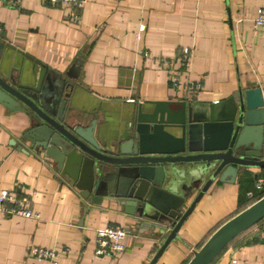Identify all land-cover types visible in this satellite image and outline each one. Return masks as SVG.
Masks as SVG:
<instances>
[{"label":"crops","instance_id":"0c3cea01","mask_svg":"<svg viewBox=\"0 0 264 264\" xmlns=\"http://www.w3.org/2000/svg\"><path fill=\"white\" fill-rule=\"evenodd\" d=\"M262 2L82 0L71 9L48 0H0V72L34 84L44 64L56 74L43 78L50 95L58 91L54 107L68 93L66 118L82 125L95 119V137L108 148L128 136L138 106L220 101L252 86L264 98V31L254 26ZM29 124L27 112L0 103V190L27 198L38 214L0 211V264H49L34 260V244L63 250L56 264H148L170 221L126 212L115 200L93 204L50 158L29 147L22 136ZM260 170L213 182L153 264H185L217 226L252 202L248 192L259 194L254 173ZM178 178L181 188L172 192L184 196L181 213L204 180L195 185L186 175ZM115 224L129 229L124 248L95 254V229ZM210 264H264V218Z\"/></svg>","mask_w":264,"mask_h":264},{"label":"water","instance_id":"95a60500","mask_svg":"<svg viewBox=\"0 0 264 264\" xmlns=\"http://www.w3.org/2000/svg\"><path fill=\"white\" fill-rule=\"evenodd\" d=\"M44 76L50 80L56 74L39 64L35 83L23 84L0 72V103L28 113L23 139L93 204L115 200L126 212L170 221L171 230L148 264L177 236L213 182H234L240 170L264 167V98L258 86L220 101H161L148 110L138 106L128 136L107 148L95 137V119L82 125L66 118L68 93L54 107L58 91L49 94ZM170 104L179 107L172 110ZM185 175L195 185L204 181L180 213L184 196L172 191L181 188L178 177ZM161 194L169 200H159ZM263 218L264 195L217 226L185 264H210L233 238Z\"/></svg>","mask_w":264,"mask_h":264},{"label":"built area","instance_id":"2783aa9c","mask_svg":"<svg viewBox=\"0 0 264 264\" xmlns=\"http://www.w3.org/2000/svg\"><path fill=\"white\" fill-rule=\"evenodd\" d=\"M12 4H18L19 0H10ZM53 5H58L62 7H67L74 9L75 7H80L82 5V0H48ZM75 18L76 14L74 15ZM254 26L259 30L264 31V0L262 5L259 7L256 16L254 17ZM144 26L140 25V29ZM183 55L187 57L190 51L184 49ZM175 83V80H173ZM199 86V84H196ZM260 174L256 176L255 188L261 194L256 197L253 192H248V198L253 202L254 200L260 198L264 195V167L261 168ZM0 211L7 214H18L28 217H38V214L34 212L29 205L27 198H17L14 193L7 189L0 190ZM129 233L128 228H124L120 225H106L95 229V254H104L106 252H118L124 248L123 239ZM32 257L38 263L43 260H48L49 264H56V259L63 250H58L53 247H44L40 245H32L29 249Z\"/></svg>","mask_w":264,"mask_h":264},{"label":"trees","instance_id":"16d2710c","mask_svg":"<svg viewBox=\"0 0 264 264\" xmlns=\"http://www.w3.org/2000/svg\"><path fill=\"white\" fill-rule=\"evenodd\" d=\"M261 194L259 193V194H257V196L256 197H258V196H260Z\"/></svg>","mask_w":264,"mask_h":264}]
</instances>
